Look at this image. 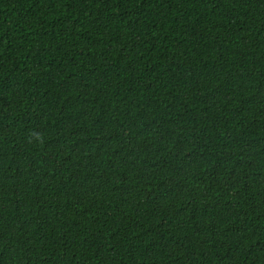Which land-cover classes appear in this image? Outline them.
<instances>
[{"label": "trees", "instance_id": "16d2710c", "mask_svg": "<svg viewBox=\"0 0 264 264\" xmlns=\"http://www.w3.org/2000/svg\"><path fill=\"white\" fill-rule=\"evenodd\" d=\"M0 264H264V0H0Z\"/></svg>", "mask_w": 264, "mask_h": 264}]
</instances>
